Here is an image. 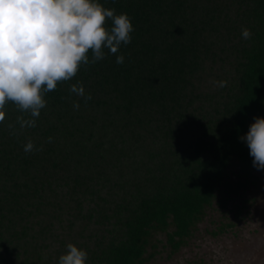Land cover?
<instances>
[{
	"label": "trees",
	"instance_id": "trees-1",
	"mask_svg": "<svg viewBox=\"0 0 264 264\" xmlns=\"http://www.w3.org/2000/svg\"><path fill=\"white\" fill-rule=\"evenodd\" d=\"M97 2L127 14L131 43L45 93L36 127L5 107L0 264H58L69 243L86 264H147L154 234L180 250L222 186L238 202L234 163L257 170L241 138L264 118V0ZM80 84L91 99L70 92Z\"/></svg>",
	"mask_w": 264,
	"mask_h": 264
},
{
	"label": "clouds",
	"instance_id": "clouds-1",
	"mask_svg": "<svg viewBox=\"0 0 264 264\" xmlns=\"http://www.w3.org/2000/svg\"><path fill=\"white\" fill-rule=\"evenodd\" d=\"M109 19L110 29L106 26ZM133 31L127 14L116 15L115 9H107L97 0H0V123L5 121V107L11 102L29 114L27 119L17 117L20 128L36 127L47 104L45 93L75 77L81 65L104 59V48L116 54L121 44L131 43ZM251 35L249 29H242L244 39ZM116 63L123 64L124 57L118 56ZM212 83L227 86V81ZM70 92L85 97L82 84L72 85ZM73 106L79 108L78 103ZM254 119L241 139L247 143L253 166L264 170V118ZM34 150L40 149L29 140L24 151ZM87 259V251L69 243L58 264H86Z\"/></svg>",
	"mask_w": 264,
	"mask_h": 264
},
{
	"label": "rangeland",
	"instance_id": "rangeland-1",
	"mask_svg": "<svg viewBox=\"0 0 264 264\" xmlns=\"http://www.w3.org/2000/svg\"><path fill=\"white\" fill-rule=\"evenodd\" d=\"M227 174L228 184L240 191L238 202H223L228 188L222 186L180 250L173 251L165 233L154 234L147 264H264V170L248 174L234 163ZM230 224L228 232L214 235Z\"/></svg>",
	"mask_w": 264,
	"mask_h": 264
}]
</instances>
